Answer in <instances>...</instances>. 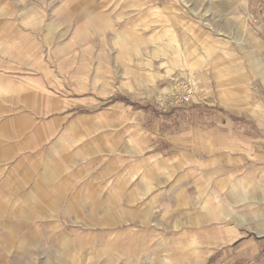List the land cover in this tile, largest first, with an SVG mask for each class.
<instances>
[{"label": "rangeland", "instance_id": "1", "mask_svg": "<svg viewBox=\"0 0 264 264\" xmlns=\"http://www.w3.org/2000/svg\"><path fill=\"white\" fill-rule=\"evenodd\" d=\"M261 229L264 0H0V264H264Z\"/></svg>", "mask_w": 264, "mask_h": 264}, {"label": "crops", "instance_id": "2", "mask_svg": "<svg viewBox=\"0 0 264 264\" xmlns=\"http://www.w3.org/2000/svg\"><path fill=\"white\" fill-rule=\"evenodd\" d=\"M191 76L193 78H191ZM195 84L197 91H202L199 80L194 76V74H188ZM194 79V80H193ZM153 143V140L150 141ZM158 145V142H157ZM163 156L165 162L169 163L171 166L178 165L179 167L184 168V170H189L195 168L197 165H202V160L199 155L200 152L197 150L195 142L190 143V141H183L173 143L169 146V150H163V152L158 151L154 153V159L157 156ZM199 180L194 179H179V178H166L161 181H155L153 179L143 180L140 177H130V178H111L100 183L104 186L101 190L104 193L118 192L111 186H120L119 189L123 195L126 194H136L141 195L144 199H149L151 197H159L163 202L167 203L176 197L178 192H182V187L186 185L196 186L199 184ZM140 186L146 188H140ZM114 190V191H113ZM260 233H264V229H261Z\"/></svg>", "mask_w": 264, "mask_h": 264}, {"label": "built area", "instance_id": "3", "mask_svg": "<svg viewBox=\"0 0 264 264\" xmlns=\"http://www.w3.org/2000/svg\"><path fill=\"white\" fill-rule=\"evenodd\" d=\"M196 94V88L185 79H178L174 82L173 88L166 98L174 99L180 105L189 104Z\"/></svg>", "mask_w": 264, "mask_h": 264}, {"label": "bare ground", "instance_id": "4", "mask_svg": "<svg viewBox=\"0 0 264 264\" xmlns=\"http://www.w3.org/2000/svg\"><path fill=\"white\" fill-rule=\"evenodd\" d=\"M191 78H193L192 76H191ZM194 80V79H193ZM162 91V90H161ZM163 95V94H162Z\"/></svg>", "mask_w": 264, "mask_h": 264}]
</instances>
